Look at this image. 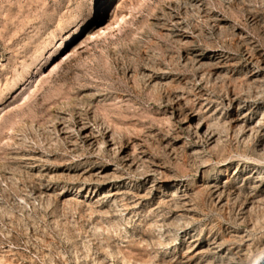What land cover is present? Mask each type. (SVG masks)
<instances>
[{
  "label": "rangeland",
  "instance_id": "374dc122",
  "mask_svg": "<svg viewBox=\"0 0 264 264\" xmlns=\"http://www.w3.org/2000/svg\"><path fill=\"white\" fill-rule=\"evenodd\" d=\"M93 7L0 0V264H249L264 0H108L102 24Z\"/></svg>",
  "mask_w": 264,
  "mask_h": 264
},
{
  "label": "bare ground",
  "instance_id": "6f19581e",
  "mask_svg": "<svg viewBox=\"0 0 264 264\" xmlns=\"http://www.w3.org/2000/svg\"><path fill=\"white\" fill-rule=\"evenodd\" d=\"M122 19V18H121ZM64 47H65V43L63 42V43H61L60 44V46H59V48H58V51H62L63 49H64ZM55 52V51H54ZM60 53V52H59ZM262 63V62H261ZM264 66V65H263ZM36 84V83H35ZM27 85H29V84H27ZM29 87V86H28ZM34 87V86H33ZM27 89V88H26ZM25 90V89H24ZM24 95V94H23ZM26 95V94H25ZM233 100V99H232ZM248 101V100H247ZM252 108V107H251ZM246 113V112H245ZM261 120V119H260ZM257 121V120H256ZM255 121V122H256ZM230 122H231V124H235V125H237L238 123H240L241 122V118H239V117H233V118H231V120H230ZM258 122V121H257ZM188 124V123H187ZM243 126V129L244 128H247V126L245 125V123L244 124H242ZM224 126V125H223ZM220 127V126H219ZM241 127V128H242ZM252 127V126H251ZM249 128L250 130H253V128ZM194 134V136L196 137V138H198L199 140L200 139H204V140H206L207 142H208V144H210V145H212V144H216L217 143V140H218V138L219 137H217V135H216V133L214 132V130L212 131L211 129H210V127L209 126H207V125H205L203 122H201V121H196V122H194L193 124H190V126L188 127ZM240 129V128H239ZM248 129V130H249ZM190 131V132H191ZM189 132V133H190ZM191 132V133H192ZM239 133V132H238ZM245 134V133H244ZM247 134V133H246ZM245 134V135H246ZM249 134V133H248ZM252 134V133H251ZM192 135V136H193ZM258 135V134H257ZM262 135V134H261ZM247 136V135H246ZM236 138V137H235ZM254 139V138H253ZM105 140V139H104ZM107 140V139H106ZM109 140V139H108ZM263 142L260 144V146H259V151L262 153V154H264V139L262 140ZM221 142V141H220ZM109 142H107V141H103L102 143H101V145H100V148L101 149H103L104 148V146L105 145H107ZM110 143H112V142H110ZM100 144V143H99ZM111 145V144H110ZM109 145V146H110ZM113 147V146H112ZM113 149H115L114 147H113ZM207 161V160H206ZM158 177V176H157ZM162 180V179H161ZM160 181V180H159ZM174 184V180H172V179H163V181H161L160 182V185H161V188L162 187H169V191L168 192H170V194H169V197H172V196H174L176 193H177V191H178V189H179V185H177V184H175V185H173ZM214 185V184H213ZM212 188H214V189H216V191H217V193L219 194V192L222 194L224 191H225V187L223 186H218V185H215V186H213ZM227 190V189H226ZM228 191V190H227ZM220 196V195H219ZM220 198H221V196H220ZM179 201V204L181 205V207L183 206V207H185V205H186V200H178ZM173 203V202H172ZM263 218V217H262ZM254 219V218H253ZM157 225V224H156ZM249 227V226H248ZM157 232V231H156ZM161 239V238H160ZM116 249V248H115ZM252 250V249H251ZM117 251V250H116ZM118 254V253H117ZM264 260V247H262V249H260L258 252H256L254 255L252 254V257H251V259H250V262H249V264H261V262ZM121 261V260H120ZM128 261V260H127ZM126 261V262H127ZM248 262V261H247ZM122 263V262H121ZM132 263H134V261L132 262Z\"/></svg>",
  "mask_w": 264,
  "mask_h": 264
},
{
  "label": "snow or ice",
  "instance_id": "6c2138e0",
  "mask_svg": "<svg viewBox=\"0 0 264 264\" xmlns=\"http://www.w3.org/2000/svg\"><path fill=\"white\" fill-rule=\"evenodd\" d=\"M108 11V0H94L93 14L100 17L101 24L107 19Z\"/></svg>",
  "mask_w": 264,
  "mask_h": 264
},
{
  "label": "water",
  "instance_id": "95a60500",
  "mask_svg": "<svg viewBox=\"0 0 264 264\" xmlns=\"http://www.w3.org/2000/svg\"><path fill=\"white\" fill-rule=\"evenodd\" d=\"M261 264H264V260L261 262Z\"/></svg>",
  "mask_w": 264,
  "mask_h": 264
}]
</instances>
